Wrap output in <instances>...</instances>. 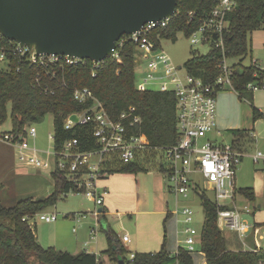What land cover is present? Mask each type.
Here are the masks:
<instances>
[{
  "label": "trees",
  "instance_id": "trees-1",
  "mask_svg": "<svg viewBox=\"0 0 264 264\" xmlns=\"http://www.w3.org/2000/svg\"><path fill=\"white\" fill-rule=\"evenodd\" d=\"M236 1L237 7L228 14L230 24L224 34V53L215 44H212L211 50L206 54L194 51L185 63L188 73L212 82L219 74L218 64L224 54L229 59L248 54L249 34L264 28V0ZM215 4V0H178L176 15L169 25L156 29L151 37L159 45L161 38L175 41L179 31H184L189 36ZM190 12H196L192 19ZM135 55L136 44L126 40L120 47L119 57L107 58L95 69L96 75L92 74L93 63L88 60L80 67H67L54 78L43 68L12 58L9 67H0V124L6 121L10 105L13 125L11 131L18 138L25 135L28 125L52 113L55 143L58 146L65 140L78 137L81 150L97 148V141L91 136L88 127L76 126L73 130L64 128L67 115L87 107L75 101L72 92L75 87L86 86L103 102L114 118L134 107L141 121L133 127V131L143 136L149 145L138 153L136 161L122 164L117 158H112L105 164L103 171L108 174L147 171L149 167H146L145 162L148 164L152 158L155 159L158 153L156 148L172 146L179 139L176 97L171 91L137 88ZM234 67L235 91L240 97L247 93L252 94L253 92L246 90L245 84L254 79L255 71L259 72L260 79L264 78L263 72L252 64L245 66L241 62L234 63ZM253 115L255 119L261 116L256 107H253ZM238 135L242 137L245 134L239 132ZM160 169L164 171V165ZM53 178L56 189L47 197L24 198L13 206L0 204V217L9 219V223L0 224V264L98 263L94 253L83 252L75 255L54 247H43L34 230H37V224L30 225L23 220L25 216H33L55 205L60 194L76 191L75 184L69 182L64 173L54 172ZM240 192L251 201L256 198L251 187L241 188ZM201 197L206 215L201 229V251L205 254L206 264H259L260 260H264V250L254 252L230 249L227 238L218 226L216 203L206 194ZM104 228L109 241L106 253L116 263L124 259L126 264H195L192 254L182 246L176 254L168 252L165 240L159 251L136 252L134 260H130L124 255V246L114 232L107 225Z\"/></svg>",
  "mask_w": 264,
  "mask_h": 264
},
{
  "label": "built area",
  "instance_id": "built-area-1",
  "mask_svg": "<svg viewBox=\"0 0 264 264\" xmlns=\"http://www.w3.org/2000/svg\"><path fill=\"white\" fill-rule=\"evenodd\" d=\"M215 2L211 11L201 18L198 27L189 36L192 38V43L210 41L211 44L221 47L224 53V34L230 24L228 14L237 7V1L215 0ZM175 15L176 12L171 17L149 21L137 32L124 35L117 41L114 54L109 57H119L120 47L126 40L134 42L136 44L135 63L145 73L144 83L156 81L157 90L171 91L175 94L179 139L172 146L156 148L158 152L162 151L163 165L170 181L168 189L176 197L177 210L174 213L181 212L185 216L186 223L193 221V210L189 206H184L180 210L179 200L180 196L187 198L189 193L194 191L200 196L203 191L201 189L198 191L199 183L195 180L197 176H200L205 185L208 183L215 193L214 202L217 206L220 229L235 231L242 239L245 249L259 252L264 249L260 243L261 239H264V227L246 220L244 215L252 213V208L249 205L239 206L235 199L236 171L245 153L235 148L233 143H218L210 138L217 127L218 91L226 85L235 90L234 63L230 65L229 58L224 54L218 64L219 74L212 82L194 76L187 70L185 75H181L182 66L177 67L162 47L164 38H161L160 44L157 45L151 37L156 29L168 26ZM195 15L196 12H190L191 19ZM197 33L201 34L200 38L197 37ZM215 35L217 38L214 37ZM12 58L43 68L52 78L57 77L58 73L67 67H80L90 60L67 54L37 53L35 49H29L0 33V67H9ZM91 61L94 68L92 74L96 75L95 69L99 68L104 61ZM252 65L264 74V69L257 61H253ZM240 68L243 69V66ZM259 76L258 71L253 73L254 79L245 84L246 90L253 93L264 90V78L260 79ZM72 92L74 100L87 107L67 115L64 119V128L73 130L76 126L88 127L91 136L97 141V148L81 150L78 137L65 140L58 146L54 135L51 134L50 139L54 143L52 150L39 149L32 146L28 140L37 136V129L34 126L27 128L25 135L18 138L12 131H0V141L13 147L19 165L51 170L53 173L62 172L69 182L75 184V192L83 191L96 204L103 205L108 191L105 189L103 193H100L97 181L108 174L107 171H103L105 164L112 158H117L122 164L134 162L137 160L138 153L147 149L149 145L143 136L133 131V127L141 121L134 107H130L129 110L121 112L114 118L89 87H75ZM259 113L264 117V108L259 110ZM73 115L77 116V120L72 119ZM250 135L254 136L253 133ZM95 156L98 157L97 160H94ZM251 157L254 163H264L262 150H257ZM227 200L232 204L224 203ZM44 212L25 216L23 220L30 225L36 223L32 222L35 216H39L46 222L57 221L59 216L56 212ZM95 215L98 216L99 211L95 212ZM185 232L187 233L186 249L192 253L195 251L196 237L201 236V230L188 227ZM250 233L255 237L254 247L244 240ZM95 238L96 230L93 228L91 239ZM123 241L131 242L130 235L125 234ZM129 258L134 260L135 253H130ZM97 264L104 263L99 259ZM259 264H264V260H260Z\"/></svg>",
  "mask_w": 264,
  "mask_h": 264
},
{
  "label": "rangeland",
  "instance_id": "rangeland-1",
  "mask_svg": "<svg viewBox=\"0 0 264 264\" xmlns=\"http://www.w3.org/2000/svg\"><path fill=\"white\" fill-rule=\"evenodd\" d=\"M197 37L200 38L201 34L197 33ZM191 39V36L186 35L184 31H179L175 41L162 40V47L173 63L177 67L182 66L181 75L186 74L185 63L192 57L194 51L206 54L212 48L210 41L192 43ZM248 40V54L229 59V64L241 62L242 65L249 66L253 61H257L264 69V28L250 33ZM138 66H136V86L144 89H157L156 81L144 83L145 73ZM216 98L217 127L216 132L210 138L218 143H233L235 148L240 147L242 143L247 154H253L257 150L264 151V117L259 116L255 119L253 115V107L258 110L264 108V90H258L252 94L247 93L240 97L238 92L226 85L218 91ZM10 107L8 105V117L4 123L0 124V131L12 130ZM30 126L36 127L37 136L28 138L29 143L39 149L52 150L54 143L50 135H54L55 131L54 115L48 113L40 121L28 125L27 128ZM218 130L219 134H217ZM239 132H244L245 135L240 137ZM251 132L254 137H250ZM237 141H240V144H237ZM161 154L162 151H159L155 159L152 158L150 162L152 164L148 163L150 167L148 172L141 171L137 180L135 175L116 173L108 179L102 178L97 181L100 193H103L105 189L109 191L105 204L107 198L111 199L106 212H100V216H96L95 212L105 209L104 205L96 204L94 200L86 196L85 192L72 190L60 194L56 204L46 208V212L43 211L44 213L56 212L59 216L57 221L46 222L39 216H35L32 220L37 224V230H34L40 244L48 247L52 245L50 244L51 239L54 238L58 241L59 248L69 250L72 254L85 249L94 250L97 257L104 260L106 264H116V261L106 253L109 241L104 227L107 225L123 244L125 256H129L130 252L160 250L166 232L169 234L167 238L169 243L176 245L178 242L179 246L186 248L185 229L193 227L201 230L205 221V209L200 196L206 194L208 198L215 201V193L208 183L205 185L201 177L197 176L195 180L199 183L198 191L201 189L203 192L200 196L197 192H190L187 198L180 196L179 200L180 210L184 206H189L193 210V221L186 223L185 216L179 212L176 218H169L164 222L166 213L162 211L168 209L175 212L177 203L175 195L167 189L168 178L158 166V163L163 162ZM97 159L98 157L95 156L94 160ZM236 176L237 188L254 187L256 191L254 201L239 196L241 201L238 205L249 204L256 213L254 215L245 214L244 218L250 223L264 224V163H254L253 159L247 155L238 165ZM55 189L56 182L51 170L19 165L13 147L0 141V204L13 206L24 198H44ZM121 194H124L123 197ZM224 203L232 204L228 200ZM260 204L261 208L258 207ZM2 223H9V219L0 217V224ZM93 228L96 230L95 239H91ZM222 231L230 248H238L242 245L235 231L229 229H222ZM125 234L130 235V243L123 241ZM245 239L249 244H254L252 234H248ZM87 242L88 245H84ZM261 243L264 247V240ZM195 248L197 252L192 255L197 264H203L204 256L201 254L200 240Z\"/></svg>",
  "mask_w": 264,
  "mask_h": 264
},
{
  "label": "water",
  "instance_id": "water-1",
  "mask_svg": "<svg viewBox=\"0 0 264 264\" xmlns=\"http://www.w3.org/2000/svg\"><path fill=\"white\" fill-rule=\"evenodd\" d=\"M177 4L178 0H0V33L37 53L100 62L114 54L124 35L149 21L171 17ZM117 264L126 262L120 259Z\"/></svg>",
  "mask_w": 264,
  "mask_h": 264
},
{
  "label": "crops",
  "instance_id": "crops-1",
  "mask_svg": "<svg viewBox=\"0 0 264 264\" xmlns=\"http://www.w3.org/2000/svg\"><path fill=\"white\" fill-rule=\"evenodd\" d=\"M220 133V131L218 130L217 131V134H219ZM252 133V132H251ZM250 137H254V136H252V135H250ZM237 149H239V150H241V151H243L244 153H245V156H247V155H249L250 157H251V155L252 154H247L246 152H245V146H243V144L241 143L240 144V147H237ZM158 154V153H157ZM254 154V153H253ZM244 156V157H245ZM252 158V157H251ZM151 162V161H150ZM261 163V162H260ZM149 164H152V163H149ZM155 164V163H154ZM145 165H146V167H148V165H147V162H145ZM161 165H163V162H161V163H158V166H159V169H160V167H161ZM154 166V165H153ZM149 169H150V167H149ZM148 169V170H149ZM148 170L147 171H144V172H148ZM161 170V169H160ZM162 171V173H164L165 175H166V177L168 178V176H167V174H166V170H161ZM139 173L140 172H138V173H129L130 174V176H133V175H135V178H136V180H137V178H138V175H139ZM113 174H116V173H113ZM113 174H106L103 178H109V176H112ZM237 177V176H236ZM102 179V178H101ZM169 180V179H168ZM169 184H170V181H169ZM169 184L167 185V189L169 188ZM244 188H250V187H244ZM251 188H253L254 189V187H251ZM240 189L241 188H237L236 189V202H237V204L241 201L240 199H239V196H242V197H244V198H246V199H248L246 196H244L241 192H240ZM169 190V189H168ZM254 191H255V189H254ZM194 193H195V191H194ZM51 194V193H50ZM108 194H109V191H108ZM107 194V195H108ZM123 195L124 194H121V197H123ZM109 196V195H108ZM255 196H256V191H255ZM200 198L202 199V197L200 196ZM35 199V198H34ZM106 199V198H105ZM256 199V198H255ZM111 202V199L110 198H107V200H106V204H105V202H104V207H105V209H99V215L98 216H100V212L101 213H105L106 212V210H107V208H108V204ZM247 205H249V204H247ZM240 206V205H239ZM250 206V205H249ZM251 207V206H250ZM259 208H261V204L258 206ZM252 208V213H250V214H256L255 213V211L253 210L254 208L253 207H251ZM46 210L47 209H45L44 211L46 212ZM163 213H166V216H165V218H164V222H166L169 218H176L177 217V214L176 213H174V212H171V211H169L168 209L167 210H165V211H162ZM253 224H255V225H257V226H262V227H264V224L262 223V225H258V223L257 222H254ZM167 230V229H166ZM186 230V229H185ZM200 231V230H199ZM250 234H252V233H250ZM37 235V234H36ZM169 237V234H167V232H166V234H164V239H163V243H164V240H165V247H166V249H167V251L168 252H170V253H173V254H176L177 252H178V250H179V245H178V242H176V245H174L172 242H168V240H167V238ZM252 237H254L253 236V234H252ZM240 238V237H239ZM37 239H38V237H37ZM56 239H51V243L50 244H52V245H49L48 247H54V248H59L58 247V241H55ZM201 241V236H197L196 237V241L198 242V241ZM244 240H246V239H244ZM254 240H255V237H254ZM264 240V239H263ZM39 241V240H38ZM240 241H241V246H238V248H230V249H232V250H237V249H243V250H248V249H245L244 248V245H243V241H242V239L240 238ZM261 241H262V239H261ZM261 241H260V243H261ZM56 242V243H55ZM197 242H196V244H197ZM247 242V241H246ZM40 243V242H39ZM83 243H84V241H83ZM130 243V242H129ZM163 243H162V245H163ZM195 244V245H196ZM247 244L248 245H250L251 247H254L255 246V241H254V244L253 245H251V244H249L248 242H247ZM42 245V244H41ZM84 245H88V242L87 243H85ZM261 245H262V243H261ZM43 247H45L44 245H42ZM48 247H45V248H48ZM161 248H162V246H161ZM262 248H264L263 246H262ZM57 250H61V251H69V250H65V249H62V248H59V249H57ZM159 251V250H158ZM70 252V251H69ZM83 252H89V253H94V254H96L97 255V253H96V251H94V250H90V251H88V250H84V251H81V252H79V253H74L75 255H77V254H80V253H83ZM142 252H157V251H142ZM194 252H197V249L195 248V251ZM194 252H192L191 254H193ZM72 253V252H71ZM130 253H132V252H130ZM133 253H136V252H133ZM201 254L204 256V262H203V264H206V258H205V254L201 251ZM193 256V255H192ZM129 257V256H128ZM111 258V257H110ZM194 258V257H193ZM98 260H99V258L97 257V262H98ZM104 264H106V262L104 261V260H102V259H100ZM194 263L195 264H197V262H196V260H195V258H194ZM117 264V263H116Z\"/></svg>",
  "mask_w": 264,
  "mask_h": 264
}]
</instances>
